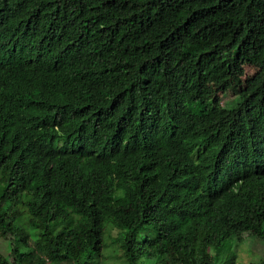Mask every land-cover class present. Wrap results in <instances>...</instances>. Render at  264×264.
<instances>
[{"label":"trees","instance_id":"trees-1","mask_svg":"<svg viewBox=\"0 0 264 264\" xmlns=\"http://www.w3.org/2000/svg\"><path fill=\"white\" fill-rule=\"evenodd\" d=\"M107 224L126 264L264 243V0H0V264H91Z\"/></svg>","mask_w":264,"mask_h":264},{"label":"rangeland","instance_id":"rangeland-1","mask_svg":"<svg viewBox=\"0 0 264 264\" xmlns=\"http://www.w3.org/2000/svg\"><path fill=\"white\" fill-rule=\"evenodd\" d=\"M212 61L213 59L202 61L200 67L205 70L211 65ZM254 72L255 69L253 67L248 65L242 66L239 72L240 85L234 86L233 84H228L223 88L217 95L220 103L226 106L233 100L237 93L248 83ZM213 89V85H207V91L210 96ZM118 234L119 230L117 228L110 227L108 224L106 225L102 236V250L99 255L94 257L91 264H126L123 251L117 239ZM11 248V241L8 238L0 236V254L8 262H12ZM21 250L23 252L29 251V249ZM227 258L230 259V264H259L264 261V243L260 238L247 233L241 235L240 238L233 236L226 241L223 253L218 255L217 263H225L228 260ZM151 261L153 262L154 260ZM140 264H149V262L147 259H142Z\"/></svg>","mask_w":264,"mask_h":264}]
</instances>
